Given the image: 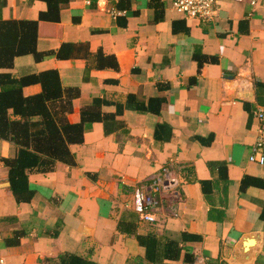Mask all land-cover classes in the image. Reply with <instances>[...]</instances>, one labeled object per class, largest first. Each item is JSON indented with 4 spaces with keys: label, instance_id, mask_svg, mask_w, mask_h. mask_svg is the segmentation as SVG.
Here are the masks:
<instances>
[{
    "label": "crops",
    "instance_id": "obj_1",
    "mask_svg": "<svg viewBox=\"0 0 264 264\" xmlns=\"http://www.w3.org/2000/svg\"><path fill=\"white\" fill-rule=\"evenodd\" d=\"M151 1L69 0L60 22L39 25L45 56L0 69L16 78L57 70L64 88L80 91L73 124L96 99L105 115L123 107L122 127L110 134L103 123L86 124L84 142L70 148L75 165L29 173L27 203L15 199L3 163L15 148L0 140V264H62L68 256L151 264L138 241L150 235L181 248L160 264H264V188L241 189L246 177L264 181V165L249 160L264 111V0H217L212 21L186 18L173 0ZM46 9L6 0L0 20L36 21ZM67 43L80 51L58 58ZM131 96L160 99V113L127 108ZM160 124L170 126V140L155 138ZM155 178L163 187L149 223L138 194ZM203 182L212 184L208 193Z\"/></svg>",
    "mask_w": 264,
    "mask_h": 264
},
{
    "label": "trees",
    "instance_id": "obj_2",
    "mask_svg": "<svg viewBox=\"0 0 264 264\" xmlns=\"http://www.w3.org/2000/svg\"><path fill=\"white\" fill-rule=\"evenodd\" d=\"M30 1H41L47 5L38 20H0V69L11 70L15 59L21 56L33 55L40 61L45 53H40L37 49L39 25L41 22H60L62 6L69 3V0ZM5 2L6 0H0V6ZM151 3V6L158 4L156 0ZM77 51H80V48L67 43L56 55L58 58L68 59L75 56ZM112 66L117 68V64ZM35 84L41 86V92L25 96L23 89ZM79 94L77 88L63 87L57 70L29 74L21 78H16L11 73H0V140L9 142L15 148V155L4 158L3 163L8 169L11 191L17 202L27 203L34 196L29 187V173L51 172L57 163L75 165L70 148L84 142L87 123H103L106 134L122 127L116 118L123 112V107L119 106L116 114L105 115L101 111L103 102L100 99H96L91 107L82 110L79 123H70L68 116L73 112V101ZM133 99V96L129 97L127 108L156 115L161 111L160 99H150L147 103L132 102ZM170 137V126L158 125L155 138L168 141ZM222 178L225 179L223 173ZM249 185L264 188V181L246 177L241 183V189L244 190ZM211 187V182H203L205 193H208ZM261 220L264 222V210ZM138 241L145 248L146 260L151 264L179 258L181 248L178 243L171 241L163 247L152 235L138 237ZM186 259L190 261L189 256ZM61 263L96 264L78 256L62 257Z\"/></svg>",
    "mask_w": 264,
    "mask_h": 264
},
{
    "label": "built area",
    "instance_id": "obj_3",
    "mask_svg": "<svg viewBox=\"0 0 264 264\" xmlns=\"http://www.w3.org/2000/svg\"><path fill=\"white\" fill-rule=\"evenodd\" d=\"M252 4H256V0H252ZM172 8L183 14L186 18H195L199 20L212 21L218 14L217 0H173ZM259 124V138L253 146L252 154L249 158L250 162L264 165V111L257 113ZM162 181L155 178L151 185L144 190L139 191L138 197L141 200L143 208L139 216L140 219L149 223L156 221L151 210L154 209L157 198L156 193L162 190Z\"/></svg>",
    "mask_w": 264,
    "mask_h": 264
}]
</instances>
